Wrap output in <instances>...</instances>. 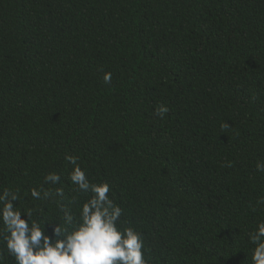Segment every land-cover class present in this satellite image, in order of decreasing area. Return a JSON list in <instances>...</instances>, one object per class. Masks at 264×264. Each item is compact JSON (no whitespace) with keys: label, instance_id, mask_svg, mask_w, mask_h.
<instances>
[{"label":"trees","instance_id":"trees-1","mask_svg":"<svg viewBox=\"0 0 264 264\" xmlns=\"http://www.w3.org/2000/svg\"><path fill=\"white\" fill-rule=\"evenodd\" d=\"M66 154L109 182L148 264H250L264 0H0V187L75 213ZM41 187L63 195L33 200Z\"/></svg>","mask_w":264,"mask_h":264},{"label":"clouds","instance_id":"clouds-1","mask_svg":"<svg viewBox=\"0 0 264 264\" xmlns=\"http://www.w3.org/2000/svg\"><path fill=\"white\" fill-rule=\"evenodd\" d=\"M111 78L110 72L103 74L106 84ZM168 111L159 105L155 114L163 117ZM65 159L71 165L67 179L76 186L70 201L75 213L60 208L53 218L39 206L18 207L19 189L0 187V264L4 251L14 264H148L144 239L122 220L124 210L110 196L109 182L91 181L78 157L66 154ZM256 168L264 172V163L257 162ZM60 181L57 172L44 174L46 184ZM30 195L33 200H50L63 195V189L57 187L53 193L51 188H32ZM257 204L264 205V198ZM247 237L252 245L250 264H264V218L256 221Z\"/></svg>","mask_w":264,"mask_h":264}]
</instances>
